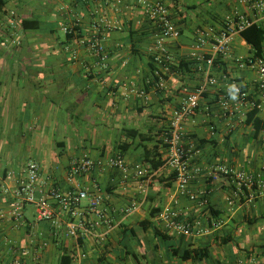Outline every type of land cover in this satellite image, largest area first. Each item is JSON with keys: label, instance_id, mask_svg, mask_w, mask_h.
I'll return each instance as SVG.
<instances>
[{"label": "crops", "instance_id": "crops-1", "mask_svg": "<svg viewBox=\"0 0 264 264\" xmlns=\"http://www.w3.org/2000/svg\"><path fill=\"white\" fill-rule=\"evenodd\" d=\"M148 1H164L181 31L177 40L167 42L173 65L164 73L165 90L157 88L154 77L159 69L154 62L156 27L139 0H6L0 13V264H13L22 251H27L22 264H264V187L251 199V190L238 192L231 177L218 171L229 167L264 177V130L256 133L245 123L252 109L230 100V107L240 111L230 118L219 106L223 95L233 98L228 77L248 92L251 102L261 104L258 117L264 121L256 69L235 63L253 55L240 33L233 36L232 58L216 59L212 76L219 83L209 88L186 125V141L199 151L191 164L199 172L186 194L178 191L165 163L152 171L146 195L140 181L124 179L116 170L69 177L75 158L107 159L121 153L123 144L129 145L121 153L129 166L150 168L147 153L164 161V138L174 112L205 81V64L190 57L197 29L219 32L234 13L263 22L242 0ZM61 6L66 8L62 12ZM103 18L120 29L106 30ZM75 23L76 37L66 36L62 27ZM94 35L103 38L110 54L106 65L78 44ZM204 52L211 57L212 46ZM140 91L146 96H139ZM129 130L148 140L129 138ZM31 159L41 166L43 181L50 179L65 190L79 186L93 193L94 184L102 189L113 228L103 242L90 236L80 240L85 259H72L75 240L65 236V227L38 222L34 207L26 206L20 220L10 215L13 198L1 186L15 188L7 173L20 175ZM166 206L193 225L191 236L167 233L158 215L151 217ZM246 215L257 221L246 223ZM226 236L232 239L228 244L218 239ZM176 249H205L208 257L183 261L173 254Z\"/></svg>", "mask_w": 264, "mask_h": 264}, {"label": "built area", "instance_id": "built-area-1", "mask_svg": "<svg viewBox=\"0 0 264 264\" xmlns=\"http://www.w3.org/2000/svg\"><path fill=\"white\" fill-rule=\"evenodd\" d=\"M139 3L147 9V13L156 27L154 62L159 69L154 71V77L157 80V88L165 90V74L172 71L173 65L168 53L167 42L169 40H177L181 36V31L172 19L164 1L149 2L148 0H139ZM241 3L248 5L250 11L264 21V0L251 2L242 0ZM65 9L63 6L59 8L61 12ZM101 23L106 30L120 29V27L118 28L104 18ZM254 23H258L256 19H249L234 13L226 17L219 32L213 28H200L196 31L195 45L190 57L197 63L205 64L201 68L205 75V81L174 112L170 121L169 131L164 138V144L166 145L165 165L174 173L177 188L181 194L187 193L190 183L199 172L191 167L192 161L199 151L192 143L186 141V125L199 109L200 101L209 91V88L217 86L219 83L212 76V69L216 59L218 57L224 59L232 58L233 36ZM77 27V23L63 26L62 31L66 36L75 38ZM78 40V44L86 47L100 63H103V65L108 63L110 54L104 45L102 37L94 35L90 38ZM210 45L212 46L213 54L208 58L204 51ZM72 57L77 59L76 51H72ZM235 63L241 66L249 65L255 67L258 89L261 99L264 101V56L254 57L252 55L247 59L237 58ZM225 79L235 97L232 99L227 95L220 97L219 106L225 115L235 118L240 112L238 107H230V100L236 102L239 106H248L251 109L255 107L257 109L261 108L260 103L256 105V102L250 101L248 92L236 80L228 77H225ZM131 92L134 93V89ZM137 94L141 97L146 96L144 91H140ZM262 135L264 137V133ZM108 170L119 171L124 179L133 177L140 181L143 194L146 195L148 193L153 174L151 169L141 163L129 166L121 154L98 160H94L88 155L75 158L69 165V177L73 179L91 175L95 171ZM218 171L231 177L238 192L246 189L251 190V199L254 197L257 188L264 187V177L262 175L237 171L229 167H220ZM6 179L16 182L15 188H10L6 185L1 186L3 193L13 198L10 205L12 209L10 215L15 220H20L26 206H32L35 209L38 222L50 223L56 229L65 227V236L74 239L76 243V251L71 256L74 260H83L87 257L86 254L80 251V240L83 237L90 236L99 242H103L113 228L108 210L103 205L105 199L103 191L97 184H94L93 193L79 186L77 189L65 190L60 186L54 185L50 179L43 181L42 168L37 162L27 163L20 171V175H16L14 171H9ZM49 184L52 186L47 189L46 186ZM191 199H195V197L192 196ZM133 209H129L127 212L131 213ZM157 222L167 233L191 236L194 232L193 225L185 221L181 213L172 206H166L161 211L157 217ZM1 244L2 240L0 238V246ZM26 256L27 251H22L21 256L14 257L13 264H22L21 259Z\"/></svg>", "mask_w": 264, "mask_h": 264}, {"label": "trees", "instance_id": "trees-1", "mask_svg": "<svg viewBox=\"0 0 264 264\" xmlns=\"http://www.w3.org/2000/svg\"><path fill=\"white\" fill-rule=\"evenodd\" d=\"M6 5V0H0V13L3 11L4 7ZM241 37L246 41V43L252 48L253 50V56L254 57H263L264 56V21L261 23H254L253 25L245 28L242 32H240ZM70 37V36H68ZM219 61V59H218ZM215 62V63H218ZM191 66L196 65L195 63H191ZM180 66H183L182 63ZM258 105V102L255 103ZM259 109L257 107L253 108L247 115L246 118V125H251L254 127L256 133H259L264 130V121L258 117ZM127 136L129 138H139L140 141H146L148 140V136L146 134H143L139 131L136 130H129L127 131ZM165 149L166 145L164 144ZM119 152H125L129 148L128 144H123L119 145ZM118 153V154H121ZM145 163H148L151 171H157L159 168H161L164 165V161L161 159V156L158 154H149L147 153L146 158H145ZM175 180V177H174ZM214 212V211H212ZM218 214V213H215ZM159 215V212L157 213H152L151 217H156ZM245 221L248 224H254L257 221V218H251L249 216H245ZM145 224H150L149 221H146ZM156 234L158 236H162L163 238H167L166 235L159 233V229L155 228ZM162 234V235H161ZM218 239L224 243L228 244L231 242V236H226V237H218ZM222 239V240H221ZM173 254L175 256H178L183 260V261H202L205 258L208 257L207 250L205 249H186L184 251H181L179 249H176L173 251Z\"/></svg>", "mask_w": 264, "mask_h": 264}, {"label": "rangeland", "instance_id": "rangeland-1", "mask_svg": "<svg viewBox=\"0 0 264 264\" xmlns=\"http://www.w3.org/2000/svg\"><path fill=\"white\" fill-rule=\"evenodd\" d=\"M31 162H34L33 159H31Z\"/></svg>", "mask_w": 264, "mask_h": 264}, {"label": "clouds", "instance_id": "clouds-1", "mask_svg": "<svg viewBox=\"0 0 264 264\" xmlns=\"http://www.w3.org/2000/svg\"><path fill=\"white\" fill-rule=\"evenodd\" d=\"M233 98H235V97L233 96Z\"/></svg>", "mask_w": 264, "mask_h": 264}]
</instances>
